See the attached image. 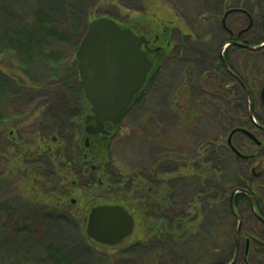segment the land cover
<instances>
[{"label": "rangeland", "instance_id": "obj_1", "mask_svg": "<svg viewBox=\"0 0 264 264\" xmlns=\"http://www.w3.org/2000/svg\"><path fill=\"white\" fill-rule=\"evenodd\" d=\"M37 1L0 0V20L16 22L21 16L30 17L34 12ZM73 1L75 0H66L64 6L62 4L57 7L54 5L55 9L57 8V10H53L54 14L57 15V21L73 23L77 21L75 15L70 13L71 7L68 6ZM142 1L144 3L140 6ZM262 2L263 0H122L120 4L129 10L122 11L116 6L100 8L98 14L103 17L108 18L110 16L113 20L131 22L132 25L141 30L148 28L153 41L156 33L166 29L170 32L169 41L171 44L169 43L170 48L166 52L161 73L156 76L154 83L148 87L141 103L133 108L134 111L123 122L120 135L112 141L111 155L109 154L108 157L116 162V168L121 169L123 173H129L139 168L149 169L155 162L160 160L165 161L163 163L166 164L163 166L162 175L168 173L174 178L177 168L174 161H179L182 157L185 159L192 158L195 151L202 147V144L205 145L208 141H213L215 146H204L203 152L210 154L214 168L225 173L227 179L235 178L237 172L241 178L240 163L232 158L229 159L223 147L228 129L238 126L239 96L233 97L236 106H232L231 117L227 116V101H225L223 94L216 97L217 89L220 86L216 83L217 80L212 76L209 77V71L215 63L218 48L224 41L228 40V35L221 27L224 14L222 8L238 11L230 14L225 21L227 29L235 37L249 26L252 19L251 30L249 29L250 31L245 35L242 34L241 39L243 42L249 43L246 45L254 47L258 44L261 45L264 41V7ZM44 9L50 10L46 5ZM141 9L142 12H140ZM59 11L61 14H58ZM152 32L153 35H151ZM138 35L145 36L142 33ZM188 41L199 48L198 61L194 62L193 60L192 62L191 59H188L187 57L191 56L190 54H185V61H182V57L180 58L179 47L182 45L188 46ZM166 44L161 47H166ZM52 51L59 60L57 62L58 66L52 68L47 62L38 64L33 74L37 83L49 81L59 75L58 69L59 66L61 67L59 64L62 63L63 59L70 58L72 54L71 48L53 46ZM73 58L76 60V53ZM230 60L234 68L241 74L255 72L257 67L264 72V49L256 53L233 48L230 53ZM188 67H193L195 72L193 87L190 90L192 93L190 97H185L180 102L179 93L184 80L182 76L184 70ZM68 70H66V75L69 77L70 72ZM234 87L235 89L238 88L237 86ZM48 98L49 93L46 91L22 92L14 89L11 93H8V97L0 100L3 115L6 116L9 123L19 126L16 132L20 140H24L28 146L32 144V137H35L34 132L39 126L38 123L35 124L34 119L32 120L30 116ZM179 103L183 105V112H185L183 115L175 113ZM189 109L193 110V113H189ZM146 115L152 116L161 138L158 139V137L149 135V132L142 126ZM51 121L50 125L54 126L56 121L54 119ZM26 126L28 128H25ZM52 126L40 130L41 135H48L44 141L52 142L53 139H50ZM52 135L53 138H57L59 148L64 147L61 143L68 145L73 137L70 130L64 136L58 133ZM7 137L8 132L0 135V155H3L4 158L16 157L18 154L17 148L7 140ZM6 163H10V161H6ZM62 163L63 161H61ZM61 164H58V170L63 171ZM21 165L26 168L29 167L26 172H21L22 175L19 178L17 177V180L21 179L17 183H23L24 190V181L33 176V169H31V163L22 161ZM43 170V173L38 174L40 177L38 180H36L38 176L33 178V186L37 187L41 195L58 193L62 185L60 177L53 173V167L50 165L44 166ZM196 185L190 182L188 186H184L183 200L186 201L192 198L193 192L197 189ZM173 186L176 187L178 193H175L172 189L174 208H172L170 215L175 216L176 213L182 210L180 204L183 200L181 201L179 198V182L174 181ZM104 196L109 198L112 194L104 193ZM99 204L102 203H95L91 197L85 198L76 213L79 215L85 213L88 217L90 208ZM29 211H31L30 214ZM42 212L46 213L32 205L20 210L14 209L13 201L7 202V200L0 197V242L5 236V226L14 214L15 216L24 215L21 222V226L24 227L20 234L21 245L28 239L26 231L35 223L31 219H35L39 227L43 229L45 233L44 241L47 243H72L77 240L78 231L76 229L61 219L58 221L53 220L52 213L48 212L44 215ZM170 215L168 216L170 217ZM205 215L206 222L204 226L202 225V227L193 230L192 233L195 239L192 240L189 247L183 249L184 253L182 252V245L184 244H181L179 239L170 236L165 240L163 239L162 243L160 241L154 242L149 249L146 246H138L146 242L144 232L138 221L133 237H130L123 247L120 246V248L113 250L94 247L89 252L83 246L76 245L71 248L69 256L72 258L73 264H151L153 260L156 261L153 264H186L183 262L185 253L188 254L192 250L194 251L190 253L197 252L198 246L201 243H208V240H210L211 245H216L213 240V230L215 228L216 232L221 230L220 227H224L230 232L232 227L233 220L227 212L208 214L206 211ZM140 221H142V218H140ZM251 221H249V224L253 226L250 223ZM209 227L210 235L207 233ZM84 228H86V224ZM157 255H162L161 261L155 259Z\"/></svg>", "mask_w": 264, "mask_h": 264}, {"label": "flooded vegetation", "instance_id": "obj_2", "mask_svg": "<svg viewBox=\"0 0 264 264\" xmlns=\"http://www.w3.org/2000/svg\"><path fill=\"white\" fill-rule=\"evenodd\" d=\"M222 10L224 14L221 20V27L228 35V40L224 41L218 48V54L215 58L216 61L214 60L215 63L209 71V77L212 76L217 80L216 83L220 86L217 89L218 93L216 97L223 94L225 101H227V116L231 117V109L235 104L233 97L239 96L240 111L238 116L239 120L237 121L238 126L228 129L223 147L229 159L232 158L240 163L242 184L239 189H241L242 192L239 194L242 195V215H239V213L237 214L242 221L241 229L243 224H249L250 220L264 228V72L261 68L257 67L255 72L249 74L245 72L241 74L231 63L230 53L233 48L244 51L251 50L231 45L222 52L226 43L235 42L245 44L241 37H235L226 27L225 21L232 13L226 14L228 11H231V9L229 8L226 10V8H223ZM250 30L243 35L247 34ZM146 39L149 41V44L147 49L143 47V50L147 52L148 58L153 63L154 68L156 58L164 48L156 46V41L148 39L147 37ZM198 50L199 48L193 45H182L179 47V56L180 58L182 57V61H185V54H190L191 56L187 58L195 62L198 61ZM261 50L251 52L257 53ZM153 70L154 69H152L150 75ZM150 75L147 80L148 87H150L155 80H152ZM194 76L195 72L193 67H188L184 70L182 76L184 80L180 89L181 92L179 93V101H183L185 97L191 96L190 94L192 92L190 90L191 87H193ZM234 86H237L238 90L235 89ZM83 96L85 97L84 92ZM131 107L122 116L116 126L110 123L104 124V130L108 133V136L103 134L95 136L88 135V128L97 127L94 121L87 123L88 117L93 115L91 106L89 111H73L69 114L70 130L74 134L81 133L83 139H81L79 143H72V141L68 143V145L61 143V145L64 146L62 148L58 147L57 138H55L56 141H54L52 140L54 139L52 136H50L52 142H34L28 146L27 144H23V141H20L19 136L13 137L14 132H11L8 141L13 143L17 148L18 154L16 157L4 158L3 161H23L24 163H31L33 178L44 172V166H52L53 173L60 177L62 185L58 193L50 194L58 195L56 200L57 203L64 211L66 210L69 213L73 210L78 212L77 209H80L83 200L89 197L93 198L95 203H102L92 206L89 210V214L93 208L99 206L123 207L133 217L134 231L136 229V222L139 221L140 228L144 232L143 235H145L146 242L148 243L147 247L149 249L154 242H161L163 239H167L169 234L170 237L179 239V231L181 232L185 225H189L190 227H186L189 229L196 228V224L199 223L200 218L204 216L203 214L206 210V204H204L205 200L195 195V193H201V190H198V192H193L192 190V198L186 201L183 200L184 198H182V195L184 186H188L190 182L192 184H197L196 187L198 188L199 182L203 181L205 178L207 180H212L214 177L213 161L210 159V154L203 152V149L204 146H215V143L213 141H208L195 151L192 158L185 159L182 157L179 161H174L177 166L174 178L168 173L162 175L163 166L166 164H164L165 161L160 160L155 162L149 169L139 168L129 173H123L121 169L116 168V162L108 156L109 154L111 155L112 141L120 135V130L123 129V122L134 111ZM175 113L177 115H179V113L182 115L185 113L183 112L182 104L179 103V110H175ZM189 113H193V110L189 109ZM146 122H149L150 125H143L145 130L149 132V135L158 137V139L161 138L159 132H154L152 130L156 127L152 116L146 115L143 123ZM235 130L238 131L231 136V133ZM230 136L231 145H229ZM74 138L73 136V140ZM24 148L26 149L24 150ZM61 161H63L62 164ZM59 163L62 165L63 171L58 170ZM205 166H207L208 170L207 176L205 175V170H201L200 172L199 168ZM39 178L38 176L36 180ZM174 181L179 182V198L183 201L180 204L182 210L176 213L175 216H172L170 215L172 208H174L172 189L175 193H178L176 187L173 186ZM33 191L37 193V187H33ZM88 191L91 193H86ZM104 193H110L112 196L108 198L104 196ZM37 198H39V196ZM255 212L260 218L256 216ZM168 215H170V217ZM233 216L237 222V230L238 220L235 215ZM140 218H142V221H140ZM169 231L171 232L169 233ZM133 234L131 237H133ZM252 241L253 240L250 238L239 242L238 237V244H236L235 240V251L228 264L232 262L235 256V264L240 263V261L243 264H249V251ZM236 245H238L237 251ZM123 246L124 244L121 247ZM161 258L162 255L155 256L156 260L161 261Z\"/></svg>", "mask_w": 264, "mask_h": 264}, {"label": "trees", "instance_id": "obj_3", "mask_svg": "<svg viewBox=\"0 0 264 264\" xmlns=\"http://www.w3.org/2000/svg\"><path fill=\"white\" fill-rule=\"evenodd\" d=\"M121 2L122 0H75L71 5L67 3L68 6L71 7L70 13L75 15L77 20L73 23L68 21H57V15H55L53 11L57 10L54 5H56V7L60 4L64 6L66 0H38L34 12L30 17H20L19 15L20 18L16 22H5L0 20V100L8 97V93H11L14 89H18V91L22 92L42 90L49 93V98L43 103L44 105L40 104L30 116L32 120L34 119L35 124L38 123L37 125L40 126V128L38 126V129L34 132L35 137H32V143L42 142L47 138L48 135H41L40 130L52 126L50 125V123H52L51 120L54 119L56 124L52 126V133L50 136L53 137L52 134L54 133L64 136V134L70 130L69 114L78 110L89 111L90 105L83 96L82 86L78 77L77 62L73 57L87 32L88 25L93 20L103 17L98 14L101 10L100 8L116 6L122 11L129 10L122 6L120 4ZM143 3V1L140 2V6H142ZM45 5L51 12L50 10L47 11L44 9ZM262 5L264 7L263 2ZM140 12H142V9ZM58 14H61L60 11ZM108 18L111 17L108 16ZM115 21L124 28H130L137 35L142 33L148 39H153V37L150 36L148 28L141 30L135 25H132L131 22ZM151 35H153V32ZM169 36L170 32L166 29L160 33H156V37L154 38V41H156V44L159 46H163L165 43L167 44L156 58L154 70L150 75L152 80L162 71L166 52L168 48H170ZM245 44L249 43L245 42ZM187 45L192 44L188 41ZM53 46L57 48H71V57L63 59L62 63L59 64L61 65L58 69L59 75L53 77L49 81L37 83L33 74L38 64L47 62L52 68L58 66L57 62H59V60L52 51ZM257 46H260V44ZM66 70L70 72L69 77L66 75ZM147 90L148 86L146 83L144 89L135 98L131 109L141 103ZM176 110H179V106L176 107ZM7 120L6 116L2 113L0 105V135L8 132V140L11 132H14L13 137L18 136L16 131H18L19 126H14ZM143 124L150 125L149 122ZM143 124L142 126L144 127ZM25 128H28V126ZM152 130L154 132H159L157 127H154ZM72 136L75 137V141L72 137V143H79L81 139H83L81 133H72ZM23 143H25L24 140ZM3 159V155H0V197L3 198V200H7V202L13 201L14 209L20 210L21 208L23 209L26 208V206L32 205L40 208L46 213H52L54 217L53 220L58 221L61 219L66 224L76 229L78 231V237L77 240L72 243H47L44 241L45 233L43 229L39 227L35 219H31L35 223L26 231L28 239L25 242L23 241L24 243L21 245L22 239L20 238V234L24 228L21 226V222L24 215L15 216L14 214L9 218L5 226L4 239L0 242V264H9V262H11L10 264H73L72 258L69 256V252L73 246H83L85 250L89 252L92 250L91 248L94 247L110 250L115 249V247L97 244L88 238L86 228H84L87 221L85 213H80L79 215L75 210L70 213L66 210L64 211L56 201L58 195H41L40 191L37 193L33 191V177H30V179L27 178L24 181L25 188L23 190V183L20 182V184H18L17 181L21 179L17 180V177L19 178L22 175L21 172H26L29 167L26 168L22 166L21 161H10V163H6ZM199 168L200 172L201 170H205V175H208L207 166ZM31 169L33 168L31 167ZM237 174H235V178L227 179L228 177L225 173L214 168V177L212 180H207L205 178L203 181L199 182L195 192L201 190L203 193H195V195L205 200L204 204H206L205 209L207 213L223 214L227 212L233 220V223L230 232L224 227H220L221 230L216 232L215 228L213 230V240L216 245H211L210 240H208V243H201L197 248V252L190 253L194 251L192 250L188 252V254H184V263L228 264L231 261L235 251L237 222L231 212L230 201L234 191L241 186V178L239 174L238 176ZM37 194L39 198H37ZM233 200L234 208L240 215L242 195H235ZM30 212L31 211H29V214ZM37 212L39 213V211ZM46 213L43 214L45 215ZM205 213L203 214L204 216L200 218L199 223L196 224V228L202 227V225L204 226L206 222ZM31 217H33V215H31ZM251 223L253 226H251V224H243L239 234V242L251 238L253 241L251 242L249 251V264H264V228L254 222ZM186 227L190 226L185 225L183 230L181 232L179 231V241L181 244L185 245H182V252L183 249L189 247L192 240L195 239L192 233L195 228L189 229ZM170 232L171 231H169V233ZM207 233L209 235L211 234L210 227ZM169 236L170 234L168 237ZM147 244L148 243L145 242L138 246H146L147 248ZM153 263H156V261L153 260L151 264ZM236 264L243 263L240 261V263Z\"/></svg>", "mask_w": 264, "mask_h": 264}, {"label": "water", "instance_id": "obj_4", "mask_svg": "<svg viewBox=\"0 0 264 264\" xmlns=\"http://www.w3.org/2000/svg\"><path fill=\"white\" fill-rule=\"evenodd\" d=\"M234 12L238 11L231 10L226 15ZM251 26L250 22L238 37L247 32ZM148 44L149 41L145 36L135 34L133 30L122 27L111 18H98L88 25L76 52L81 85L93 113L88 117L87 123L94 121L97 124V127L87 129L88 135L108 136L104 124L110 123L116 126L137 95L144 89L153 69V63L149 60L147 52L143 50V47L147 49ZM231 45L258 51L264 48V41L260 46L255 47L235 42L226 43L222 52ZM225 65L227 67L226 62ZM237 131H233L231 136ZM231 136L229 145H231ZM53 140L56 141L55 138ZM241 192V189L235 190L230 201L231 211L238 220L236 244H238L242 221L234 208L233 199ZM256 216L260 218L257 214ZM133 231V217L121 206H99L93 208L88 216L86 234L97 244L120 247L132 236ZM237 250L238 245H236ZM235 261L236 256L230 264H235Z\"/></svg>", "mask_w": 264, "mask_h": 264}]
</instances>
